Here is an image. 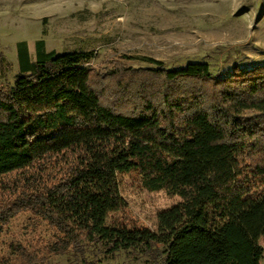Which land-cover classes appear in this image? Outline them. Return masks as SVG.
<instances>
[{
	"label": "trees",
	"instance_id": "obj_1",
	"mask_svg": "<svg viewBox=\"0 0 264 264\" xmlns=\"http://www.w3.org/2000/svg\"><path fill=\"white\" fill-rule=\"evenodd\" d=\"M96 56L44 39L32 55L21 40L14 83L0 85V235L23 211L58 232L42 248L12 244L21 264L70 251L94 264L88 245L139 248L154 264H262L264 64L219 76L205 61L104 70ZM128 173L181 198L158 231L107 223L127 205Z\"/></svg>",
	"mask_w": 264,
	"mask_h": 264
},
{
	"label": "rangeland",
	"instance_id": "obj_2",
	"mask_svg": "<svg viewBox=\"0 0 264 264\" xmlns=\"http://www.w3.org/2000/svg\"><path fill=\"white\" fill-rule=\"evenodd\" d=\"M39 39L48 50L95 51L90 64L104 70L114 63L147 67L150 63L133 58L147 56L168 68L205 61L213 74L224 76L234 66L264 64V0H0L1 86L13 85L19 71L17 42L27 41L34 55ZM120 189L127 205L109 214V225L158 231L159 211L181 199L146 189L135 173L120 175ZM57 235L32 212L18 213L0 235V258L21 264L12 244L42 248ZM88 256L94 264H154L139 248L110 256L104 246L88 245ZM46 262L83 264L73 251L46 253Z\"/></svg>",
	"mask_w": 264,
	"mask_h": 264
}]
</instances>
